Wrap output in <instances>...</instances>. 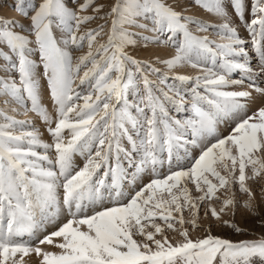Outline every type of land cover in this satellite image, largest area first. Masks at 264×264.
I'll return each mask as SVG.
<instances>
[{
	"label": "snow or ice",
	"instance_id": "1",
	"mask_svg": "<svg viewBox=\"0 0 264 264\" xmlns=\"http://www.w3.org/2000/svg\"><path fill=\"white\" fill-rule=\"evenodd\" d=\"M5 3L0 264H264V0Z\"/></svg>",
	"mask_w": 264,
	"mask_h": 264
},
{
	"label": "rangeland",
	"instance_id": "2",
	"mask_svg": "<svg viewBox=\"0 0 264 264\" xmlns=\"http://www.w3.org/2000/svg\"><path fill=\"white\" fill-rule=\"evenodd\" d=\"M8 3H10V0H7ZM0 9H7V3H5V0H0ZM237 219L241 222V224H244L248 226L249 228H253L256 232H259L260 229L255 227V223L252 219L244 220L240 216L237 217ZM230 234V233H229ZM233 238H242V237H236L233 235Z\"/></svg>",
	"mask_w": 264,
	"mask_h": 264
}]
</instances>
